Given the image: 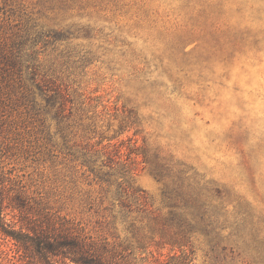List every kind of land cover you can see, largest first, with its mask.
<instances>
[{"label":"rangeland","instance_id":"obj_1","mask_svg":"<svg viewBox=\"0 0 264 264\" xmlns=\"http://www.w3.org/2000/svg\"><path fill=\"white\" fill-rule=\"evenodd\" d=\"M0 50L5 189L130 264H264V0H0ZM179 172L208 201L186 245L164 236Z\"/></svg>","mask_w":264,"mask_h":264},{"label":"trees","instance_id":"obj_2","mask_svg":"<svg viewBox=\"0 0 264 264\" xmlns=\"http://www.w3.org/2000/svg\"><path fill=\"white\" fill-rule=\"evenodd\" d=\"M12 60L11 55L0 50V72L5 71V66L16 64ZM90 168L94 169L92 166ZM179 173L172 186L166 184L162 191L169 207L168 215L163 218L169 228L164 230V236H168L166 240H172V243L186 245L194 228L193 222L197 218L203 219L208 201L205 188L198 180L186 176L184 172ZM95 174L101 182L109 183L108 172ZM123 184L124 181H120L118 187L121 188ZM216 191L219 192L218 189ZM119 197L121 207H130L127 197ZM140 198L146 203L145 196ZM9 212L12 213L11 219L6 218ZM0 230L4 236L13 239L27 264H130L124 255L113 251L106 242L93 237L78 223L46 207L35 205L18 189H5L1 181Z\"/></svg>","mask_w":264,"mask_h":264}]
</instances>
